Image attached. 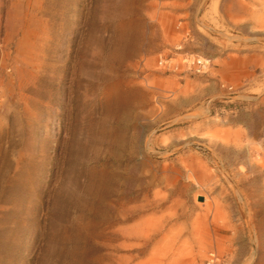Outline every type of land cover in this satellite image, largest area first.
Returning <instances> with one entry per match:
<instances>
[{
    "label": "rangeland",
    "instance_id": "rangeland-1",
    "mask_svg": "<svg viewBox=\"0 0 264 264\" xmlns=\"http://www.w3.org/2000/svg\"><path fill=\"white\" fill-rule=\"evenodd\" d=\"M0 264H264V0H0Z\"/></svg>",
    "mask_w": 264,
    "mask_h": 264
},
{
    "label": "built area",
    "instance_id": "built-area-1",
    "mask_svg": "<svg viewBox=\"0 0 264 264\" xmlns=\"http://www.w3.org/2000/svg\"><path fill=\"white\" fill-rule=\"evenodd\" d=\"M170 61L171 60L161 58L159 60V65H164V66L168 65L169 67H171L172 64L170 63ZM208 61L209 62L206 63L205 61H202V58H200V59H197L196 61L194 60L193 63L197 62L199 64L200 69L204 70V69L208 68V66H209L210 60H208Z\"/></svg>",
    "mask_w": 264,
    "mask_h": 264
},
{
    "label": "water",
    "instance_id": "water-1",
    "mask_svg": "<svg viewBox=\"0 0 264 264\" xmlns=\"http://www.w3.org/2000/svg\"><path fill=\"white\" fill-rule=\"evenodd\" d=\"M199 200H200V201H203V200H204V197H200Z\"/></svg>",
    "mask_w": 264,
    "mask_h": 264
}]
</instances>
